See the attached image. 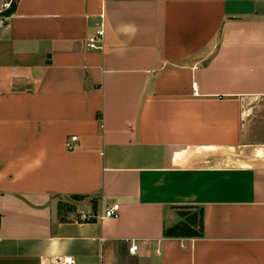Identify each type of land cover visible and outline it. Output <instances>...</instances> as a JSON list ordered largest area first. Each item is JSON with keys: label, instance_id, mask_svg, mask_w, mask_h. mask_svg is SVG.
<instances>
[{"label": "crops", "instance_id": "obj_1", "mask_svg": "<svg viewBox=\"0 0 264 264\" xmlns=\"http://www.w3.org/2000/svg\"><path fill=\"white\" fill-rule=\"evenodd\" d=\"M4 2L0 264H264V163L232 154L264 97V0ZM183 209L203 238H165Z\"/></svg>", "mask_w": 264, "mask_h": 264}, {"label": "rangeland", "instance_id": "obj_2", "mask_svg": "<svg viewBox=\"0 0 264 264\" xmlns=\"http://www.w3.org/2000/svg\"><path fill=\"white\" fill-rule=\"evenodd\" d=\"M245 136L248 146L233 150L234 162L239 165L260 160L264 163V97L251 99L246 106ZM181 213L191 211L182 210Z\"/></svg>", "mask_w": 264, "mask_h": 264}, {"label": "built area", "instance_id": "obj_3", "mask_svg": "<svg viewBox=\"0 0 264 264\" xmlns=\"http://www.w3.org/2000/svg\"><path fill=\"white\" fill-rule=\"evenodd\" d=\"M18 0H5L3 4V9L8 10L12 7L13 4L17 3ZM105 38V29L104 26L101 25L99 30L96 32L94 36H92L88 40V48L90 50H100L102 49V43ZM78 137H72L66 144L69 150H76L78 148ZM120 213V205L116 204L111 207H108L104 213L100 216L95 215L94 213H82L80 215V219L83 222H90L94 220H105L111 218H117ZM1 223V219H0ZM139 245L138 242L132 241V246L130 248L131 253H136L138 251ZM53 264H75V260L72 257H64V258H56L53 260Z\"/></svg>", "mask_w": 264, "mask_h": 264}, {"label": "trees", "instance_id": "obj_4", "mask_svg": "<svg viewBox=\"0 0 264 264\" xmlns=\"http://www.w3.org/2000/svg\"><path fill=\"white\" fill-rule=\"evenodd\" d=\"M16 4H13L12 7L4 13L5 16H10L15 8ZM74 199L81 200L83 197H73ZM64 207V205H60ZM66 207V206H65ZM191 211L190 213H181L179 212L181 221L174 225L173 227L166 228L164 232L165 238L176 239V238H190V239H199L203 238L204 233V220H203V209H195L197 212L193 213V209H183ZM182 211V210H181Z\"/></svg>", "mask_w": 264, "mask_h": 264}]
</instances>
